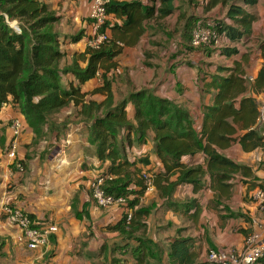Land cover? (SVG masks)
Listing matches in <instances>:
<instances>
[{"label":"crops","instance_id":"1","mask_svg":"<svg viewBox=\"0 0 264 264\" xmlns=\"http://www.w3.org/2000/svg\"><path fill=\"white\" fill-rule=\"evenodd\" d=\"M140 1L145 5L161 0ZM60 17L58 29L67 52L63 64L71 63L76 52H82L93 38L94 26L88 18L90 0H46ZM209 0H173V13L163 19L146 21L145 33L135 45H124L116 58L117 68L109 74L118 98L127 96L132 87L151 88L161 97L174 100L187 108L194 116L198 130L203 125L205 109L213 105L217 89L208 84L218 72V66L244 70L248 90L243 97L252 96L264 106V92L255 93L252 83L264 68V0L246 9L256 16L252 33L238 43L239 52L232 56L221 54L219 49L231 45L226 34L223 46L205 49L191 48L190 28L199 19L213 25L217 19H225L228 7L218 5L207 10ZM109 26L123 20L109 14ZM230 22V20H229ZM83 31L77 42L70 38L75 31ZM107 32L112 36V29ZM71 34V35H69ZM166 47L158 58L160 68L153 66L147 48ZM178 58H170L178 54ZM155 58V57H154ZM157 59V58H156ZM64 82L78 84L69 73ZM103 85L101 73L82 84L88 98L105 99L102 93H94ZM238 105V103H237ZM134 108L129 105V109ZM71 104L55 117L61 128L50 131L45 139L34 143L35 132L25 115L6 104L0 112V264H137L132 249L139 245V237L151 240V250L143 264H178L170 256V243L174 238H192L191 250L198 258L197 264H208L210 250H223L242 254L247 235L260 231L264 239V220L253 192L264 183V147L246 149L241 143L245 130L238 125L237 133L226 148L218 152L239 168L221 166L214 169L203 153L184 156L181 162L187 166H202L205 171L201 187L195 190L191 183L178 185L169 198H162L158 189L139 197L135 209L148 208L143 219L146 231L136 230L133 238H126L119 230L110 227L118 223L126 211L113 205L102 208L92 197L91 182L108 171L109 162L101 161L96 145L88 140V125L73 111ZM71 119L67 118L71 115ZM22 117L24 131L17 151L18 160L25 167L19 171L6 152L11 138V123ZM264 134V124L257 129ZM134 158L148 156L149 164H139L143 171H164L161 159L154 151L153 133L142 144L132 146ZM23 165V166H24ZM219 168V166H218ZM213 172V173H212ZM179 171L170 176L176 180ZM225 175L224 179L221 176ZM5 205L24 209L38 225L56 224L59 230L43 248L30 249L18 241L20 230L4 213ZM134 209V211H135ZM133 213V212H132Z\"/></svg>","mask_w":264,"mask_h":264},{"label":"trees","instance_id":"2","mask_svg":"<svg viewBox=\"0 0 264 264\" xmlns=\"http://www.w3.org/2000/svg\"><path fill=\"white\" fill-rule=\"evenodd\" d=\"M161 1L163 4L158 7L155 3L145 5L140 1L111 0L108 13L122 19L123 23L109 26L107 22L101 31L110 27L112 36L99 47L88 46L84 51L76 52L71 63L63 64L67 52L58 29L60 17L46 0H0V112L6 104L12 103L25 115L35 132L34 143H37L53 129L61 128L56 125L55 117L64 108L71 104L80 108L73 112L88 125L90 144L96 145L101 161L109 162L108 171L102 174L112 177L106 180L105 191L127 199L122 219L110 228L119 230L128 239L134 237L135 227L146 231L147 224L143 219L150 210L135 209L146 190L144 172L152 175L160 196L169 198L183 183L193 184L195 190L201 187L205 171L202 166L182 163L184 156L203 153L210 165L218 170L223 166L240 167L218 152V147L230 145L232 135L238 131L235 125L245 130L241 143L246 149L264 147V134L257 130L264 124L261 106L256 98L243 97L248 82L239 65L234 68L218 66V72L230 73L215 74L208 84L217 89V93L213 105L205 109L200 130L187 108L159 96L151 88L132 87L127 96H116L114 83L117 81L109 74L118 66L116 58L123 52L124 45L137 43L145 33L146 21L163 19L173 13V0ZM258 2L209 0L207 10L218 5L228 7L226 18L217 19L213 25L198 19L188 32L191 48H207L192 45L193 28L202 23L227 33L231 45L220 48L221 54L238 53V43L252 33L256 20L246 7ZM12 22H17L21 30H16ZM82 36L83 31H80L71 35V40L77 42ZM69 73L78 79V84H65L64 76ZM100 73L103 85L93 94H104L102 101L88 98V93L82 90V84ZM251 85L255 93L264 92V68ZM129 105L134 108L130 110ZM72 115L67 118L71 119ZM150 133H153L154 151L161 159L164 171H143L139 164H149L148 156H133L132 146L145 142ZM176 171L180 174L171 181L170 176ZM224 178L225 175L221 176ZM263 186L264 183L260 187ZM129 212H133L130 220ZM138 239L139 245L132 253L137 264H143L152 242L147 238ZM191 243L190 237L174 238L170 243L171 258L178 264H197L198 256L191 250ZM256 264H264V255Z\"/></svg>","mask_w":264,"mask_h":264},{"label":"built area","instance_id":"3","mask_svg":"<svg viewBox=\"0 0 264 264\" xmlns=\"http://www.w3.org/2000/svg\"><path fill=\"white\" fill-rule=\"evenodd\" d=\"M111 0H91L90 4V20L94 26L93 38L89 40V46L99 47L109 36L107 30L101 31V28L107 23L109 13L108 4ZM11 25L18 31V24ZM227 33H220L217 29L198 23L192 31V45L195 47H219L223 46L222 36ZM264 121V106L261 109ZM24 131V123L22 117L15 118L11 123V138L6 148L7 155L16 163L19 171H23L24 166L18 160L17 151L20 144V138ZM110 175H98L92 180V197L99 207L108 208L113 205L124 207L127 205V199L123 196H115L105 191L104 185L107 179H111ZM143 178L146 190H154V181L151 174L144 172ZM253 200L258 204L259 210L264 217V186L258 187L253 192ZM4 213L8 219L19 228L20 233L17 241L30 249H39L46 247L51 237L56 234L59 227L56 224L38 225L32 217L22 208L5 205ZM132 217V212L128 214V220ZM264 228V220L261 223ZM264 255V239L260 231H254L245 241V250L242 254L229 253L223 250H210L207 256L208 264H256Z\"/></svg>","mask_w":264,"mask_h":264},{"label":"rangeland","instance_id":"4","mask_svg":"<svg viewBox=\"0 0 264 264\" xmlns=\"http://www.w3.org/2000/svg\"><path fill=\"white\" fill-rule=\"evenodd\" d=\"M90 4H91V0H90ZM90 14V13H89ZM89 19H90V17H88ZM12 24L13 25H15V24H17V22H12ZM81 30H79V31H75V32H73V34H77V33H79ZM69 35H71V34H69ZM70 38H71V36H70ZM147 50H149L150 52H152V53H150V57L151 58H149V59H151V62H153L152 64H153V66L154 67H156V68H160V66H159V63H158V61H159V59L158 58H166V56L167 55H162V53H164L165 52V50H167V48L166 47H159V48H147ZM178 55H179V53L178 54H174V56H172V57H170V58H178ZM155 57V58H154ZM157 58V59H156ZM263 236V235H262Z\"/></svg>","mask_w":264,"mask_h":264}]
</instances>
